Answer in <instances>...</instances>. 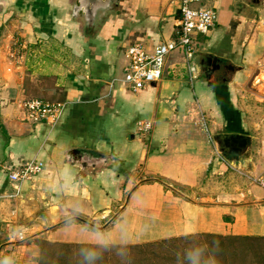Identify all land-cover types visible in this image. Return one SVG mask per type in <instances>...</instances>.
Returning a JSON list of instances; mask_svg holds the SVG:
<instances>
[{
	"label": "crops",
	"instance_id": "0c3cea01",
	"mask_svg": "<svg viewBox=\"0 0 264 264\" xmlns=\"http://www.w3.org/2000/svg\"><path fill=\"white\" fill-rule=\"evenodd\" d=\"M246 1L194 4L217 13L193 39L194 71L177 49L163 78L133 93L109 85L125 48L174 40L179 2L118 0L86 27L71 16L74 0H0V264L162 240H196L177 254L186 264H264V190L253 181L264 171V105L247 88L264 83V14L253 26ZM27 100L65 106L55 123H30ZM218 135L251 138L244 166L218 153ZM68 151L87 167L72 166ZM30 160L43 168L11 198L8 172ZM214 178L223 186L210 191Z\"/></svg>",
	"mask_w": 264,
	"mask_h": 264
},
{
	"label": "built area",
	"instance_id": "2783aa9c",
	"mask_svg": "<svg viewBox=\"0 0 264 264\" xmlns=\"http://www.w3.org/2000/svg\"><path fill=\"white\" fill-rule=\"evenodd\" d=\"M179 2V19L177 23L176 38L163 42L151 51L147 50L141 43H134L124 50L126 63L122 69L123 77L110 81V87L121 84L127 90L135 93L142 91L152 84L158 83L163 78L164 68L169 54L179 50L185 61V68L193 72L194 37L207 35L217 22V13L212 9L192 7L204 0H175ZM264 29V19L261 21ZM64 103H48L41 100H27L23 104L24 117L30 123H55L59 120L64 109ZM139 131L150 129L149 123H139ZM219 159L223 160L219 155ZM42 162L30 160L16 170L8 172L7 179L13 186L15 197L19 194L23 182L32 179L41 172ZM264 190V171L254 178Z\"/></svg>",
	"mask_w": 264,
	"mask_h": 264
},
{
	"label": "rangeland",
	"instance_id": "374dc122",
	"mask_svg": "<svg viewBox=\"0 0 264 264\" xmlns=\"http://www.w3.org/2000/svg\"><path fill=\"white\" fill-rule=\"evenodd\" d=\"M255 7L257 6H254L252 8L253 11L251 12V13L256 14V16H253L255 18L254 20L255 22L252 25L261 29L262 27L260 25L257 15L260 14L263 17L264 9L260 8L261 11L259 13V11H255ZM123 58H124V55H123ZM125 63H126V60L124 59V65ZM123 66L121 68V74L118 77H115V79L120 78V76L121 77L124 76L122 72ZM258 82L259 80L249 82L247 88L250 93L255 94V96H253L255 97L253 104L261 106V105H264V83L262 82L261 84H258ZM234 176L237 177V174L234 173ZM222 180L221 178L220 179L214 178V180L212 181L213 183L209 185L210 191H212L213 188L218 189L222 187L223 186ZM160 181L162 180L160 179ZM162 182L165 185H167V187L176 191L177 195L179 194L180 196H183V197H191L192 199L199 200L198 199L199 194H196L197 191L195 190H189L187 188H182L169 181H162ZM219 184L221 185L220 187H219ZM160 195L161 193L159 194V197ZM195 195H196V198H195ZM191 241L185 240V241H180V243L176 245L173 243V244L164 246V248L161 251L159 250L161 253L160 255L161 258L159 260L160 264H186V263L180 262L179 256L177 254H184L188 249L197 247L198 243L196 242V240H194V242H191ZM127 246H134V245H127ZM118 247H125V246H119V245L101 246L100 245L99 247L98 246L97 247L96 246L74 247L73 249H67L68 252L66 253V255L56 254L55 252L51 253L50 257L48 256L46 257V262H48V264H133V262L131 263L130 260H127V257L124 255V251L116 249ZM157 253L159 252L157 251ZM131 256H133V253H130L129 258H131ZM135 259L137 261L139 257L136 256Z\"/></svg>",
	"mask_w": 264,
	"mask_h": 264
},
{
	"label": "water",
	"instance_id": "95a60500",
	"mask_svg": "<svg viewBox=\"0 0 264 264\" xmlns=\"http://www.w3.org/2000/svg\"><path fill=\"white\" fill-rule=\"evenodd\" d=\"M117 3L118 0H74L71 16L73 19L82 20L86 27H92ZM252 3L264 8V0L260 2L254 0ZM214 142L218 153L228 162L244 166L248 160L251 148V138L249 136L218 135L214 137ZM65 159L77 168L84 169L87 167L82 154L68 151Z\"/></svg>",
	"mask_w": 264,
	"mask_h": 264
},
{
	"label": "trees",
	"instance_id": "16d2710c",
	"mask_svg": "<svg viewBox=\"0 0 264 264\" xmlns=\"http://www.w3.org/2000/svg\"><path fill=\"white\" fill-rule=\"evenodd\" d=\"M170 244H173L172 240H162L134 246L118 247L116 249L124 251V255L127 257V260H130L133 264H160V251L164 248V246ZM157 251L159 253H157ZM130 253H133L131 258H129ZM136 256L139 257L137 261L135 259Z\"/></svg>",
	"mask_w": 264,
	"mask_h": 264
},
{
	"label": "flooded vegetation",
	"instance_id": "af4514ba",
	"mask_svg": "<svg viewBox=\"0 0 264 264\" xmlns=\"http://www.w3.org/2000/svg\"><path fill=\"white\" fill-rule=\"evenodd\" d=\"M252 1H254V0H247V1H246V4H247V2H248V4H249L250 6H251V5L257 6V5H255V4H253ZM258 1L260 2L261 0H258Z\"/></svg>",
	"mask_w": 264,
	"mask_h": 264
}]
</instances>
